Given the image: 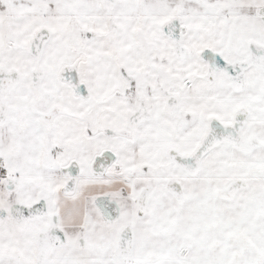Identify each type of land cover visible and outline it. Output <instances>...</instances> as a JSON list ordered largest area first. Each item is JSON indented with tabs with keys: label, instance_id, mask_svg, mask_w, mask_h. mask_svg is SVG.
Returning a JSON list of instances; mask_svg holds the SVG:
<instances>
[{
	"label": "snow or ice",
	"instance_id": "1",
	"mask_svg": "<svg viewBox=\"0 0 264 264\" xmlns=\"http://www.w3.org/2000/svg\"><path fill=\"white\" fill-rule=\"evenodd\" d=\"M0 264H264V0H0Z\"/></svg>",
	"mask_w": 264,
	"mask_h": 264
}]
</instances>
